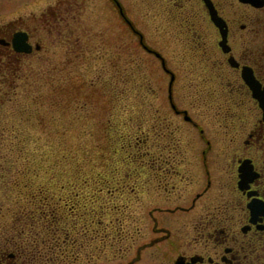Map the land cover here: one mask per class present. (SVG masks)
Returning a JSON list of instances; mask_svg holds the SVG:
<instances>
[{
	"label": "flooded vegetation",
	"instance_id": "af4514ba",
	"mask_svg": "<svg viewBox=\"0 0 264 264\" xmlns=\"http://www.w3.org/2000/svg\"><path fill=\"white\" fill-rule=\"evenodd\" d=\"M108 1L106 12L138 36L139 44L159 60L164 72L169 73L158 49L180 45L198 56L192 78L199 80L198 105L189 109L190 115L185 107L172 106L169 101L195 137L186 140L185 136L178 143L191 144L192 151L170 160L157 156L143 160L148 168L158 169V174L163 169L164 175L172 176L158 185L160 194L172 191L177 199L165 205L170 211L163 223L153 219L149 208L147 233L145 226L128 231L127 257L118 264H264V150L258 146L264 142V0H143L145 14L157 24V31L163 29L157 42L150 38L146 22H135L133 0ZM82 2L0 0L1 187L9 182L6 130L13 113L10 93L22 74L29 76L35 67L53 66L56 49L67 57L71 28L83 30ZM145 35L148 42L143 43ZM76 39L71 41L76 44ZM158 136H163L160 128ZM170 181L175 182L171 190ZM5 212L9 219L0 225V250H20L8 254L12 264H40L34 227L18 228L12 207L0 204V215ZM53 213L44 215L41 228L48 225L46 232L51 233L52 241H84V237L76 238V230L70 237L71 230L60 221L64 216ZM74 254L70 261L77 259ZM5 264L9 262L5 260Z\"/></svg>",
	"mask_w": 264,
	"mask_h": 264
},
{
	"label": "rangeland",
	"instance_id": "374dc122",
	"mask_svg": "<svg viewBox=\"0 0 264 264\" xmlns=\"http://www.w3.org/2000/svg\"><path fill=\"white\" fill-rule=\"evenodd\" d=\"M108 2L83 0V30L73 27L70 32V39L78 37V43L70 40L67 57L56 49L53 66L22 74L10 93L9 182L4 189L0 186V204L12 207L18 228L34 227L40 264L122 262L128 251V231L145 226L147 233L149 208L153 219L163 223L170 211L165 205L177 199L172 191L160 194L158 183L171 175H164L163 169L158 174L143 160L187 156L192 151L191 144L178 143L185 136L186 140L195 137L171 109L167 84L171 80L172 103L185 107L190 115L189 109L198 103L199 80L192 78L198 56L180 45L158 49L169 71L164 72L159 60L139 44L138 36L106 12ZM133 3L135 22H146L150 38L157 42L163 29L157 31V24L145 14L143 0ZM142 41L148 42V35ZM171 183L175 182L170 181L169 190ZM52 212L64 216L62 224L70 234L76 230V238L84 237V241H52L48 225L41 230L44 215ZM7 219L6 212L0 215V225ZM72 252L75 261H70Z\"/></svg>",
	"mask_w": 264,
	"mask_h": 264
},
{
	"label": "snow or ice",
	"instance_id": "6c2138e0",
	"mask_svg": "<svg viewBox=\"0 0 264 264\" xmlns=\"http://www.w3.org/2000/svg\"><path fill=\"white\" fill-rule=\"evenodd\" d=\"M0 71H2V68H0ZM262 150H264V142H261L259 145H258ZM39 230L37 229V232ZM19 252L20 250L19 249H3V250H0V264H5V260H7L9 262V264H12V256L8 255L9 253H12V252ZM21 260H24L25 257L24 256H21L20 257Z\"/></svg>",
	"mask_w": 264,
	"mask_h": 264
},
{
	"label": "water",
	"instance_id": "95a60500",
	"mask_svg": "<svg viewBox=\"0 0 264 264\" xmlns=\"http://www.w3.org/2000/svg\"><path fill=\"white\" fill-rule=\"evenodd\" d=\"M173 77V76H172ZM171 83V82H170Z\"/></svg>",
	"mask_w": 264,
	"mask_h": 264
}]
</instances>
